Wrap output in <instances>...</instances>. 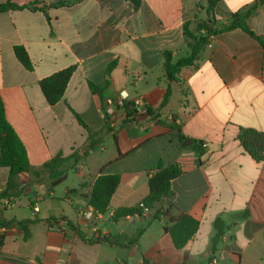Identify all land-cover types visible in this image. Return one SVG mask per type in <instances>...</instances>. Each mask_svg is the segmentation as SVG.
Segmentation results:
<instances>
[{
  "label": "crops",
  "instance_id": "0c3cea01",
  "mask_svg": "<svg viewBox=\"0 0 264 264\" xmlns=\"http://www.w3.org/2000/svg\"><path fill=\"white\" fill-rule=\"evenodd\" d=\"M8 1L34 2L0 4ZM40 1L45 13H0L4 116L38 170L37 176L17 175L7 187L8 169L0 168V223H11L0 226V264H264V161L254 162L238 141L242 130L264 134V47L240 29L222 30L257 0H217L210 13L208 0H141L138 10L125 0ZM59 1L70 4L52 7ZM184 24L192 33L207 26L200 33L213 34L207 31L208 45L195 64L169 82L162 54L169 52L172 63L189 56ZM246 25L264 41V4ZM14 46L25 50L31 71L16 60ZM71 66L62 99L49 106L38 82ZM88 83L103 87V99L126 92L154 109L167 88L170 97L158 119L127 123L111 134L102 101ZM190 141L202 142L204 153L198 155ZM58 153L77 159L69 160L64 180L52 187L40 168ZM159 162L183 170L170 184L173 205L199 222L181 250L153 211L112 218L147 196ZM108 175L120 182L106 213L84 220L96 178ZM217 217L226 233L210 254ZM20 221L32 222L27 241L15 225Z\"/></svg>",
  "mask_w": 264,
  "mask_h": 264
},
{
  "label": "trees",
  "instance_id": "16d2710c",
  "mask_svg": "<svg viewBox=\"0 0 264 264\" xmlns=\"http://www.w3.org/2000/svg\"><path fill=\"white\" fill-rule=\"evenodd\" d=\"M132 4L134 10H138L141 4V0H125ZM217 0H208L207 13L212 12L213 6ZM41 3L40 0H34L26 6H18L10 1L0 4V13L9 10H22L29 9L31 11H40L45 13L46 7H37ZM70 4V1H59L52 4V7H64ZM264 4V0H257L255 5L246 11L243 16H234L233 22L225 27L224 31L233 29H240L249 37L255 39L260 45L264 47V41L256 37L246 25L247 17L259 6ZM207 29V26H200L196 32H190L187 24L183 26V35L186 40L187 47L189 49V56L180 58L175 63L171 61V54L169 52H163L164 58V72L169 82L177 80V76L184 68L191 67L197 61L200 52L208 45L209 34L206 31L205 34L200 32ZM13 53L16 60L27 71L32 70L31 62L21 46H14ZM115 63L109 65L108 70L111 69ZM75 71V67L71 66L57 73H54L46 78L41 79L38 82L39 88L44 96L46 103L49 106L57 104L64 94L65 88L68 84L70 77ZM88 88L93 94L103 101L102 91L103 87H96L91 83H88ZM170 97V89L163 95L162 101L158 108H149V113L154 114L155 119H158V110L163 108L168 102ZM78 122L83 125L79 117L74 114ZM84 126V125H83ZM85 127V126H84ZM179 140H184V137H179ZM238 141L242 148L248 152L252 160L256 163L264 161V134L252 130H242L238 136ZM202 142L190 141V146L195 150L198 155L204 153L202 148ZM77 159L75 156L70 158H63L61 153H58L55 157L45 163L40 169L44 171L51 179V186L55 187L64 180L62 170L69 160ZM0 168L8 169L7 187H10L13 179L24 173H30L34 176L38 175V170L32 168L28 162L25 148L12 127L7 123L4 116V107L0 99ZM183 170L178 165L165 166L162 162L157 164L156 170L151 174L147 181L148 194L142 199L141 203L143 208L138 206L123 207L117 209L113 214V220L117 221L127 216H142L146 209L147 211H153L154 220H164V232L168 234L172 245L175 249L181 250L188 243V241L196 234L199 228V222L190 215L183 214L177 211L173 205L174 193L171 190V181L182 175ZM120 182L118 175L99 176L96 178L89 196L88 204L92 209L100 215L106 213L110 199L117 189ZM166 202L165 207H157L160 203ZM145 208V209H144ZM246 214L244 213L243 217ZM31 221H20L15 223L18 229L22 233V240L27 241L30 238L29 226ZM11 223H0V226L7 228ZM72 228V225L68 223ZM214 235L210 241V254H213L217 245L226 233V225L224 221L217 217L213 221ZM4 243V235L0 234V248Z\"/></svg>",
  "mask_w": 264,
  "mask_h": 264
},
{
  "label": "built area",
  "instance_id": "2783aa9c",
  "mask_svg": "<svg viewBox=\"0 0 264 264\" xmlns=\"http://www.w3.org/2000/svg\"><path fill=\"white\" fill-rule=\"evenodd\" d=\"M149 108L143 98H130L126 92H120L117 95L104 98L102 101L103 116L111 134H115L122 125L127 123L143 126L147 122H152L155 116L149 113ZM202 148H205L204 144H202ZM3 206L9 207L10 204L3 203ZM137 206L140 208L144 207L142 203ZM36 211L38 209L34 208V212ZM144 211L146 212L147 210L145 209ZM97 215L90 206H87L82 213V217L86 221L93 220Z\"/></svg>",
  "mask_w": 264,
  "mask_h": 264
},
{
  "label": "water",
  "instance_id": "95a60500",
  "mask_svg": "<svg viewBox=\"0 0 264 264\" xmlns=\"http://www.w3.org/2000/svg\"><path fill=\"white\" fill-rule=\"evenodd\" d=\"M172 135H175V136H179V132L178 131H175L174 133H171ZM187 140H184L183 142H182V145L183 146H186V144H187Z\"/></svg>",
  "mask_w": 264,
  "mask_h": 264
}]
</instances>
